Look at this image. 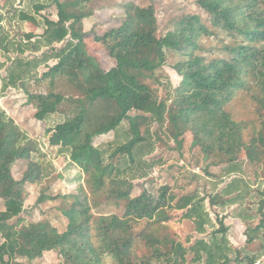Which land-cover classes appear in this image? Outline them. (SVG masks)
Instances as JSON below:
<instances>
[{
  "label": "trees",
  "instance_id": "16d2710c",
  "mask_svg": "<svg viewBox=\"0 0 264 264\" xmlns=\"http://www.w3.org/2000/svg\"><path fill=\"white\" fill-rule=\"evenodd\" d=\"M89 1L52 0L57 20L45 17L42 35L46 45L52 47L51 57L56 61L37 78L38 82H47L48 90L30 91L24 81L21 86L27 104L35 110L36 120H45L56 113L63 115L61 122L47 129L49 144L59 146L68 154L69 160L84 174L91 193L103 191L106 197L124 200L123 214L94 216L89 198L79 184L77 194L70 196L72 201L62 210L67 220L63 231L47 221L24 223L20 216L24 211V185L40 180L41 167L31 159L35 143L26 139L13 119L0 108V199L4 205L0 211V264H16L18 257L31 261L44 251H56L64 264H151L162 258L166 264H182L183 246L174 242L166 256L162 240L151 232L139 233L147 253L138 256L134 251L133 225L142 219L168 222L173 218L168 212L170 209L182 210V217L197 221L203 217L200 204L194 201L193 195L176 198V194L168 193L167 186H161L156 196L143 191L131 197L133 184L123 176L126 170L119 159L124 157L133 165L139 164L137 156L150 147L149 131L146 129L143 133L139 120L161 125L165 119L176 135L189 128L194 144L204 152L224 153L229 162L235 161L242 149L251 161L264 155V9L257 8L256 0H198L199 6L209 13L213 27L237 33L244 40L226 47L231 54L229 59L206 60L196 50L199 38L211 35L212 30L198 15L175 19L173 28L156 38L153 7L125 3L122 22L102 35H93L114 59V65L104 69L86 49L88 32L83 30V20L93 12ZM45 7L39 3L34 5L36 11ZM19 19L36 23L24 11L19 12ZM62 42L57 49L52 46ZM167 50L184 57L173 65L180 81L173 89L169 104L159 101L150 88L129 74V70L154 71L164 63ZM19 63L26 66L21 76L28 74L31 62ZM248 76L259 88L254 99L262 120L260 129L245 143V123L235 121L225 107L238 90L248 85ZM57 82L65 84L67 90H56ZM131 111L140 113L130 114ZM123 121L128 122V137L104 160L102 151L92 144L93 138L116 130ZM17 159L27 160V167L18 180L11 174V165ZM52 199L55 196L41 194L36 202ZM263 207L262 202L259 222L245 233L247 244L264 238ZM13 218L16 220L10 222ZM216 232L221 237L213 235L211 243L195 242L191 247L194 259L199 260L203 250L209 264L228 263L224 252L226 228L222 221ZM258 244L259 250H263L264 244L260 241ZM236 261L254 263L246 257H237Z\"/></svg>",
  "mask_w": 264,
  "mask_h": 264
},
{
  "label": "rangeland",
  "instance_id": "374dc122",
  "mask_svg": "<svg viewBox=\"0 0 264 264\" xmlns=\"http://www.w3.org/2000/svg\"><path fill=\"white\" fill-rule=\"evenodd\" d=\"M129 2L138 6L153 7L157 23L154 33L156 38L171 30L175 19L198 15L201 22L212 30L211 35L202 36L198 40L196 53L206 60L229 59L231 54L226 47L244 41L243 36L237 33H228L213 27L209 13L199 6L198 0H90L88 6L93 11L92 15L83 20V30L88 32L85 36L86 49L96 57L104 69L113 66L114 59L107 55L103 44L95 41L93 35H102L110 28L118 26L124 19L123 6ZM38 3L46 7L36 11L34 5ZM256 6L258 9H264V0H256ZM20 11L32 15L36 23L20 20ZM45 17L57 20L56 7L52 0H0V108L13 119L26 139L35 143L36 150L31 153V159L41 167L40 180L24 185V211L20 214L23 222L47 221L59 231H63L67 220L62 210L72 201L70 196L77 194L79 184L83 186L89 198L94 216H120L123 214L125 201L115 196L106 197L103 191L91 193L84 182V174L69 160L68 154L62 152L59 146H52L48 142L47 129L61 122L63 115L56 113L45 120H36L33 117V106L26 102L21 82L28 83L30 91H47V82H38L37 78L47 70V66L56 61L51 57L52 47L46 45L42 35ZM28 35L32 37L28 38ZM62 45L63 42L54 43L52 46L57 49ZM183 58L180 53L167 50L164 63L154 71L129 70V74L150 88L159 101L164 100L169 104L173 89L180 81L173 65ZM19 62H31L28 74L21 76L26 66L20 65ZM18 76H21L20 79ZM247 80L248 85L238 90L225 107L235 121L245 123V143L260 129L262 120L254 99L259 88L250 76ZM65 86L62 82H57L55 89L65 92ZM139 121L143 133L146 129L149 131L150 147L143 149L137 156L140 159L139 164L133 165L124 157L119 159L121 167L126 170L123 176L133 184L130 196L134 197L143 191L156 196L161 186H167L168 193L176 194V198L186 194L193 195L194 201L201 206L203 217L195 221L182 217V210L170 209L168 212L173 218L168 222L139 220L133 225L136 237L135 253L138 256L147 253L139 233L151 232L162 240L166 256L169 255L172 244L179 242L185 250L182 264H209L205 251L202 250L200 259L196 260L191 247L198 240L211 243L213 235L219 239L221 234L216 231L222 221L226 228L224 252L227 255V264H238L237 257L251 258L254 260L253 264H264V249L260 251L258 248L259 241L264 244V238L247 244L245 234L261 218L259 207L262 202L264 204V155L251 161L242 149L237 159L229 162L224 153L217 150L204 152L199 145L194 144L189 128L176 135L167 119L161 125L151 120ZM127 128L128 122L123 121L116 130L93 138L92 144L102 151L104 160H108L116 145L127 139ZM26 167L27 160L17 159L11 165L12 176L16 180L20 179ZM41 194L55 196V199L37 203ZM3 209V200L0 199V211ZM15 220L16 218H13L10 222ZM15 262L64 264L56 251H44L40 257L31 261L18 257ZM151 264L166 263L162 258L152 261Z\"/></svg>",
  "mask_w": 264,
  "mask_h": 264
}]
</instances>
